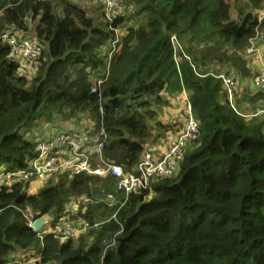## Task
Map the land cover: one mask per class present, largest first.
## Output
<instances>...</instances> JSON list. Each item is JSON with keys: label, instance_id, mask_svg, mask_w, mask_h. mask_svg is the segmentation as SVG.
Listing matches in <instances>:
<instances>
[{"label": "trees", "instance_id": "obj_1", "mask_svg": "<svg viewBox=\"0 0 264 264\" xmlns=\"http://www.w3.org/2000/svg\"><path fill=\"white\" fill-rule=\"evenodd\" d=\"M126 4L109 24L70 0H0V36L23 34L43 48L29 79L0 39V174L29 169L42 124L82 128L104 141L105 160L133 173L157 109L184 92L199 136L176 176L118 195L114 206L111 178L0 186V264L33 252L37 264H264V120L235 112L218 78L251 76L245 55L258 32L264 37V0ZM94 78L104 81L97 94ZM86 196L71 220L99 228L66 243L51 235L42 243L29 228L46 215L56 225Z\"/></svg>", "mask_w": 264, "mask_h": 264}, {"label": "built area", "instance_id": "obj_2", "mask_svg": "<svg viewBox=\"0 0 264 264\" xmlns=\"http://www.w3.org/2000/svg\"><path fill=\"white\" fill-rule=\"evenodd\" d=\"M100 2L103 21L112 23L118 19L126 8V0H98ZM259 21L264 19V8L259 13ZM6 45L11 48V56L19 64L22 70L32 71V67L42 54L43 48L34 39L26 35H13L6 33L0 36ZM177 45V39L173 38ZM247 58L259 61L255 75L250 79L254 91L264 96V37L258 32L251 40L250 48L246 53ZM218 78L223 80V85L228 94L231 108L236 109V93L239 88L243 89L244 81L234 76L221 75ZM92 93H99L103 80L93 79ZM182 97L186 99L187 110L183 131L173 139L166 149L145 150L140 162L133 173L125 170L103 158L104 141H96L89 136L82 128L74 126L69 131H60L55 126L42 124L41 129L35 132L33 141L36 143V157L29 163V169L18 172H2L0 174V186L11 187L18 183H29L32 187H39L53 177L57 179L65 174L70 177L80 175H91L102 179L111 178L115 181L114 193L108 196L111 206L118 202V195L128 199L131 194H138L142 191H150L152 183L159 179L172 178L177 175L180 164L187 149L196 142L199 136V123L195 120L188 94L184 92ZM100 111L103 113L102 108ZM239 115H242L239 113ZM264 115L260 109L256 114L246 116L257 117ZM244 116V115H243ZM90 198L83 197L65 207L64 215L58 219L53 226L54 219L47 222L45 227L37 232L42 243L45 235H51L63 243L70 239H77L79 236L91 229L99 228L100 225L92 226L88 222H75L71 216L77 212L76 206L79 202H90ZM28 216L33 218V212L28 211ZM36 221V220H35ZM31 219L29 228L36 232ZM39 256L29 259L28 264H37ZM19 262V261H18ZM20 262L21 264H26ZM14 264H18L15 262Z\"/></svg>", "mask_w": 264, "mask_h": 264}, {"label": "rangeland", "instance_id": "obj_3", "mask_svg": "<svg viewBox=\"0 0 264 264\" xmlns=\"http://www.w3.org/2000/svg\"><path fill=\"white\" fill-rule=\"evenodd\" d=\"M74 4L79 5L82 7L90 17H98L99 12L101 13V8H100V2L98 0H70ZM245 60L247 61V68L251 70V76L253 77L257 71V65H259L258 60H254L252 58H247L245 55ZM32 72V71H30ZM27 74L28 78H32L34 76L35 72L32 74L30 73ZM32 74V75H31ZM247 78L248 80L252 79V77ZM238 98H237V103H236V109L237 111L244 115V116H250L252 114H256L258 109L260 108L261 105L251 104L247 105L245 104L246 96L242 93V88L238 89ZM238 104V105H237ZM186 110H187V102L184 97L182 99H169V105L166 107H163L162 109H157V117H156V122L151 123V127L155 128L156 130L153 132V138L150 140L149 144L147 145L146 150L150 149H166L164 146L168 147V145L173 141V139L180 133V131H183L184 129V123L186 119ZM251 118V117H250ZM258 118L264 120V115L258 116ZM53 123V122H52ZM156 123H162L167 129L165 128H159L155 127ZM51 124V123H50ZM39 127L35 128V130H38ZM154 130V129H153ZM160 136V137H159ZM29 138V136H26ZM159 137V140L155 142V140ZM57 180L56 177L51 178L50 182H55ZM102 199V198H101ZM104 199V198H103ZM56 216V215H55ZM58 220V216L55 217V221ZM56 224V223H55ZM37 257L38 253L33 252L32 254L25 255L22 258V262L26 261L25 263L28 264L29 262V257Z\"/></svg>", "mask_w": 264, "mask_h": 264}, {"label": "crops", "instance_id": "obj_4", "mask_svg": "<svg viewBox=\"0 0 264 264\" xmlns=\"http://www.w3.org/2000/svg\"><path fill=\"white\" fill-rule=\"evenodd\" d=\"M243 89H242V93L248 98L245 100V104L252 106V104H257L258 106H260V109L264 110V99L263 100H259V99H255V96L257 95L256 92H254L253 90V86L251 84L250 80H245L244 84H243ZM177 99H182V96H179ZM244 100V99H243Z\"/></svg>", "mask_w": 264, "mask_h": 264}, {"label": "water", "instance_id": "obj_5", "mask_svg": "<svg viewBox=\"0 0 264 264\" xmlns=\"http://www.w3.org/2000/svg\"><path fill=\"white\" fill-rule=\"evenodd\" d=\"M51 221H52V217L50 215H46L35 221L34 229L36 230V232H39L45 227V224L47 222H51Z\"/></svg>", "mask_w": 264, "mask_h": 264}, {"label": "clouds", "instance_id": "obj_6", "mask_svg": "<svg viewBox=\"0 0 264 264\" xmlns=\"http://www.w3.org/2000/svg\"><path fill=\"white\" fill-rule=\"evenodd\" d=\"M262 10H263V9H262ZM262 10H261V11H262ZM245 80H247V79H245ZM253 90H254V89H253ZM254 92H255V91H254ZM256 94H257V93H256ZM260 95H261V94H260ZM252 115H253V114H252ZM257 117H258V116H257ZM37 220H38V219H37ZM14 263H15V261H14L12 264H14Z\"/></svg>", "mask_w": 264, "mask_h": 264}]
</instances>
